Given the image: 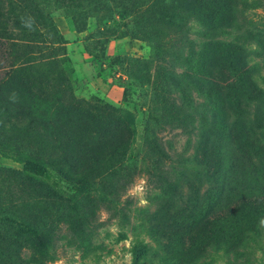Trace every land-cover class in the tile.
<instances>
[{
    "label": "trees",
    "instance_id": "trees-1",
    "mask_svg": "<svg viewBox=\"0 0 264 264\" xmlns=\"http://www.w3.org/2000/svg\"><path fill=\"white\" fill-rule=\"evenodd\" d=\"M248 1L174 2L169 7L172 14L163 20L151 11L157 1L142 11L135 8L141 5L138 1L109 5V11L118 7L124 15L134 12V35L140 34L155 57L132 61L147 112L136 147L130 140L132 133L116 121L121 116L117 112L127 110L97 103L92 109L82 99L62 96L49 74L29 61L33 42L54 36L50 10L63 8L75 19L74 8L64 0H0V123L7 126L6 134H0V154L24 165L22 170L0 166L3 264H46L61 224L78 236L93 231L98 211L104 208L116 214L125 186L140 171L169 191V200L156 207L148 220L147 231L161 263L198 264L211 249L237 252L258 236L264 226V90L253 81L244 45L213 40L194 66L187 65L191 72L181 75L163 65L167 54L172 56L170 67L180 59L181 47L167 38L175 33V41L181 42L191 15L216 32L231 27ZM99 2L108 5L107 0ZM178 20L180 28H176ZM10 23L19 28L25 43L18 46ZM151 63L156 65L154 80ZM183 81L198 85L205 100L194 160L197 172L185 182L173 180L165 169L168 155L150 121L174 128L194 120L196 111L174 94ZM153 86L151 99L147 89ZM134 149L141 154L139 166L123 172L134 164L127 158ZM120 176L124 180L118 186ZM77 193L93 200L81 219ZM16 196L24 210L16 204ZM25 247L39 248V258L23 254ZM149 249L147 243L132 245V264H139Z\"/></svg>",
    "mask_w": 264,
    "mask_h": 264
},
{
    "label": "rangeland",
    "instance_id": "rangeland-1",
    "mask_svg": "<svg viewBox=\"0 0 264 264\" xmlns=\"http://www.w3.org/2000/svg\"><path fill=\"white\" fill-rule=\"evenodd\" d=\"M64 1L74 8L72 12L75 19L63 8L49 9L54 36L50 35L43 41H41L43 37H40L39 41L33 42L35 46L32 48V57L29 61L37 63L39 70L49 74L53 87L59 90L62 96L82 99L85 101V106L93 107L92 109L97 103L127 110V113L117 112V115L121 116L116 121L120 122L127 133H132L130 140L133 138V145L137 147L141 140V124L146 119L147 112L144 105L145 98L138 86L137 80L140 79L134 77L137 66L132 61L155 60V57L152 56L150 45L140 37V34L134 35L132 26L134 12L130 11L124 15L118 7H113L109 11V5L117 6L121 2L138 1L141 5L135 8L138 7L142 11L157 1L156 9L151 11L158 14L159 20H163L162 18L172 14L169 7L183 0H107V6L100 4L99 0ZM248 2L246 11L240 16L237 15V21L231 27L221 30L218 28L216 32H212L191 15L185 22V29L180 35L181 42L175 41V33H171L167 38L176 48L181 47L177 52V57L180 59L173 67H170L169 61L172 56L167 54L163 65L181 75L183 71L191 72L187 65L192 63L194 66L202 55L204 47L213 40L221 39L243 44L251 66L253 81L264 90V0ZM177 10L181 11V9ZM8 28L14 31L18 46L27 41L22 37L18 27L10 23ZM176 28H180L179 20ZM176 48L173 50L177 51ZM16 51L19 52V48ZM153 63L150 64L149 70L154 80L156 65ZM179 86L174 94L177 100H184L183 104H186V108L196 111L194 120L188 125L174 128L168 125L163 127L155 125L152 120L150 121L156 137L160 139L168 155L165 169L171 174L173 180L185 182L188 179L187 176L192 177L191 174L194 175L197 172L194 160L202 125L201 117L205 115V100L199 92L198 85L194 86L183 81ZM154 88L153 86L152 89L147 90L150 93ZM149 97L152 99L151 93ZM95 111L100 110L97 108ZM95 125L98 126L97 123ZM5 131L7 126L4 127L0 123V134H4ZM136 153V149L128 152L127 158L134 159V164L126 167L123 172H131L133 168H138L141 154ZM0 166L17 170L24 168L23 163L12 158H5L1 154ZM137 177L147 179L143 197L128 193V189ZM120 178L122 179H117L118 186L121 185L124 176ZM64 185L60 184L61 188H64ZM125 187L117 213L112 215L104 208L100 209L93 231L78 236L71 234L64 224H61L55 250L48 252L46 264H132L134 257L131 246L142 243H147L150 249L139 264H163L155 254H158V251H155L156 244L152 242L147 229L152 212L160 204L169 200L166 195V192H169L168 187L143 171L136 172ZM77 195L81 200V219L82 213L88 211L93 200L84 196L83 193H77ZM141 199L146 200L147 203L142 204ZM2 200L9 202L10 199ZM15 201L18 207L24 210L25 205L20 198L16 196ZM15 201L12 200L13 203ZM248 241L244 248L240 247L237 252L229 254H225L222 250L211 249L198 264H264V226L260 229L258 236ZM14 242V245L19 243ZM4 251L5 247H0V264L6 261L3 256ZM22 253L27 256L35 255L36 259L40 255L39 248L33 247L22 248Z\"/></svg>",
    "mask_w": 264,
    "mask_h": 264
},
{
    "label": "clouds",
    "instance_id": "clouds-1",
    "mask_svg": "<svg viewBox=\"0 0 264 264\" xmlns=\"http://www.w3.org/2000/svg\"><path fill=\"white\" fill-rule=\"evenodd\" d=\"M147 185V179L145 177H137L134 179L132 186L128 189L129 195L143 197ZM142 204L147 203L146 200L141 199Z\"/></svg>",
    "mask_w": 264,
    "mask_h": 264
}]
</instances>
